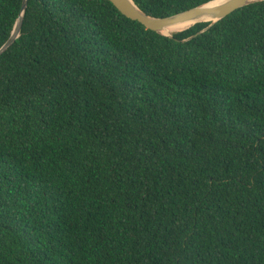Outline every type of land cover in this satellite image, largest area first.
I'll list each match as a JSON object with an SVG mask.
<instances>
[{
  "label": "trees",
  "instance_id": "1",
  "mask_svg": "<svg viewBox=\"0 0 264 264\" xmlns=\"http://www.w3.org/2000/svg\"><path fill=\"white\" fill-rule=\"evenodd\" d=\"M209 25L28 0L0 56V264H264V1Z\"/></svg>",
  "mask_w": 264,
  "mask_h": 264
},
{
  "label": "water",
  "instance_id": "2",
  "mask_svg": "<svg viewBox=\"0 0 264 264\" xmlns=\"http://www.w3.org/2000/svg\"><path fill=\"white\" fill-rule=\"evenodd\" d=\"M109 1L123 16L136 21L143 25L147 30L153 31L159 35L173 38V34L182 32L197 23H207L210 25L202 30L199 34L207 31L216 22L224 19L234 11L243 8L245 6L262 2L264 0H214L204 5L189 9L182 13L166 17V18H154L146 15L142 12L132 0H107ZM28 0H23L21 5V13L16 20L14 28L11 32L9 39L0 48V56L6 52L16 41L20 35V31L23 23V16L27 8ZM180 25H190L188 28L176 32L167 33L171 31V28ZM167 33V34H165ZM198 35V34H197ZM195 35V36H197ZM193 36V37H195ZM190 37L188 40H190Z\"/></svg>",
  "mask_w": 264,
  "mask_h": 264
},
{
  "label": "bare ground",
  "instance_id": "3",
  "mask_svg": "<svg viewBox=\"0 0 264 264\" xmlns=\"http://www.w3.org/2000/svg\"><path fill=\"white\" fill-rule=\"evenodd\" d=\"M190 25H180V26H175L173 28H171V31L170 32H167V33H176V32H179V31H182L186 28H188ZM165 33V34H167Z\"/></svg>",
  "mask_w": 264,
  "mask_h": 264
}]
</instances>
